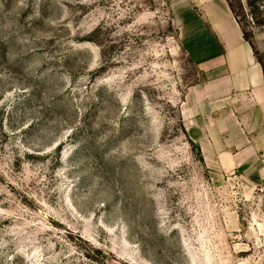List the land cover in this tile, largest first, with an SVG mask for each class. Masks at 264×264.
Returning a JSON list of instances; mask_svg holds the SVG:
<instances>
[{
	"label": "rangeland",
	"instance_id": "obj_1",
	"mask_svg": "<svg viewBox=\"0 0 264 264\" xmlns=\"http://www.w3.org/2000/svg\"><path fill=\"white\" fill-rule=\"evenodd\" d=\"M221 2L0 0V264H264V0Z\"/></svg>",
	"mask_w": 264,
	"mask_h": 264
},
{
	"label": "crops",
	"instance_id": "obj_2",
	"mask_svg": "<svg viewBox=\"0 0 264 264\" xmlns=\"http://www.w3.org/2000/svg\"><path fill=\"white\" fill-rule=\"evenodd\" d=\"M198 1H199V2H204V1H206V0H198ZM216 1L218 2V4L216 3ZM213 2H214L215 5H216V8H215L216 14H215V15H219L220 12H223V9H222L223 4H222L221 0H213ZM221 14H222V13H221ZM230 28H231V30H232V36H233V35L235 36L236 33H235V31L233 30L232 26H231ZM228 42H229L228 46H230V49L236 47V48L233 50V55L236 56L237 53H240V54H242L243 59H244V58H246V59L249 58V50H248V46H246L245 43L239 41V40L236 39L235 37H234L232 40L228 41ZM228 42H227V43H228ZM235 100H236V99H235Z\"/></svg>",
	"mask_w": 264,
	"mask_h": 264
},
{
	"label": "trees",
	"instance_id": "obj_3",
	"mask_svg": "<svg viewBox=\"0 0 264 264\" xmlns=\"http://www.w3.org/2000/svg\"><path fill=\"white\" fill-rule=\"evenodd\" d=\"M229 6H230V8L232 7V5L229 3Z\"/></svg>",
	"mask_w": 264,
	"mask_h": 264
}]
</instances>
